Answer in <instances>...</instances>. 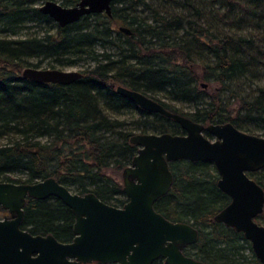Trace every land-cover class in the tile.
<instances>
[{
    "label": "trees",
    "instance_id": "trees-1",
    "mask_svg": "<svg viewBox=\"0 0 264 264\" xmlns=\"http://www.w3.org/2000/svg\"><path fill=\"white\" fill-rule=\"evenodd\" d=\"M41 1L0 0V180L52 176L73 192L122 206L121 172L137 152L130 136L182 132L172 118L120 95L119 84L195 121H229L264 135V83L248 91L237 85L264 70V0H210L218 6L213 25L200 0H116L111 16L88 14L64 26L39 10ZM146 10L149 16L139 15ZM43 65L80 66L83 76L69 84L21 78L23 68ZM170 100L196 107L184 113ZM169 167L173 183L154 208L198 230L185 252L205 264H261L242 232L213 218L230 200L217 186L213 162L178 159ZM249 175L264 189V167ZM256 220L264 225V208ZM72 224L59 199L27 198L21 227L30 233L64 241Z\"/></svg>",
    "mask_w": 264,
    "mask_h": 264
},
{
    "label": "water",
    "instance_id": "water-1",
    "mask_svg": "<svg viewBox=\"0 0 264 264\" xmlns=\"http://www.w3.org/2000/svg\"><path fill=\"white\" fill-rule=\"evenodd\" d=\"M115 1L78 0L64 6L45 0L38 8L64 26L88 14L111 16ZM119 30L131 32L127 26ZM82 76L75 69L28 66L21 71V78L36 83L69 84ZM116 91L144 110L172 118L182 133L130 136L137 152L121 172L126 197L122 206L106 203L93 192H73L52 176L32 183L0 180V208L8 213L0 216V264H152L158 258L163 264H205L183 252L197 242L198 230L189 222L171 221L154 208L173 183L169 162L178 159L213 162L217 186L230 198L213 218L242 232L264 264V225L256 220L264 208V189L249 176L264 167V135L242 131L229 121L204 125L120 84ZM47 197L59 199L73 213V237L68 242L21 227L26 199Z\"/></svg>",
    "mask_w": 264,
    "mask_h": 264
},
{
    "label": "rangeland",
    "instance_id": "rangeland-1",
    "mask_svg": "<svg viewBox=\"0 0 264 264\" xmlns=\"http://www.w3.org/2000/svg\"><path fill=\"white\" fill-rule=\"evenodd\" d=\"M45 1V0H43ZM43 1H41L40 3H38V5H40ZM57 2H62L61 0H55ZM150 1V0H147ZM153 2L155 4H158V2L156 0H153ZM199 2L202 3L203 6H205V14H207L208 12H210L211 17H214L212 20V25L213 24H217L216 22H218V19L215 16L216 12H213L214 9H217V3L214 1V5L213 7L209 6L208 4L210 3V0H200ZM143 7V5H139L138 8L139 10ZM140 16L146 17L149 16L150 13H148V11H144V12H140L139 13ZM209 16V14H208ZM219 25V24H218ZM259 31H262L261 29ZM251 32H253L251 30ZM264 34V30L263 33ZM198 59V57H197ZM207 59V56L205 55V60ZM43 67H45V65H43ZM63 69H75V70H80L82 69L80 66H68V67H64ZM257 71H253L252 73H250L245 79H242L237 85H239L241 82L243 83V86L245 87V89H247L248 91V87L253 86V82H257L260 81V83H264V70L262 68H256ZM204 88L207 86H203ZM168 103H170L173 107L177 108L179 111L184 112V113H192L196 107V105L190 104V103H186V102H181V101H177V100H170L168 101ZM252 133L254 134H258V135H262V132L259 130H252ZM119 175V174H118ZM120 176V175H119ZM122 182V179H120ZM3 214H6L5 212H1L0 211V215L3 216ZM192 249L189 248L188 252H191ZM245 253L249 256L250 252L248 249L245 250Z\"/></svg>",
    "mask_w": 264,
    "mask_h": 264
},
{
    "label": "flooded vegetation",
    "instance_id": "flooded-vegetation-1",
    "mask_svg": "<svg viewBox=\"0 0 264 264\" xmlns=\"http://www.w3.org/2000/svg\"><path fill=\"white\" fill-rule=\"evenodd\" d=\"M77 1L78 0H75L73 3H71V4H68V5H64V6H73V5H75L76 3H77ZM102 13H104V12H102ZM195 121V120H194ZM200 122V121H199ZM201 123H203L204 125H206V124H208V122H201ZM206 136H208V134L207 133H204ZM198 161V160H197ZM215 166V165H214ZM216 168V167H215ZM260 170V169H259ZM217 171V170H216ZM254 172V171H253ZM250 173V172H249ZM218 174V173H217ZM250 176V175H249ZM253 178V177H252ZM123 193V192H122ZM124 197H125V195H124ZM229 197V196H228ZM48 198V197H47ZM33 199V198H32ZM43 199H45V198H43ZM230 199V198H229ZM27 200V199H26ZM125 200H126V197H125ZM230 201V200H229ZM223 208V207H222ZM0 211L1 212H5L6 214H8L7 213V211H5V210H3V209H1L0 208ZM6 214H3V215H6ZM1 216V215H0ZM73 221H74V216H73ZM46 234H48V233H46ZM51 234V233H50ZM72 237H73V232H72V235L68 238V239H66V240H64L63 242H68V241H70L71 239H72ZM59 241H62V240H59ZM195 244V243H194ZM191 245H193V244H191ZM191 245H189V246H187V247H185L184 249H183V252H184V254H186V255H189V256H191V257H193V258H195L194 256H192L191 254H187L186 252H185V250L187 249V248H189ZM196 259V258H195ZM158 260H161L162 261V264H163V259L162 258H158V259H156L155 261H153V263L152 264H154L156 261H158ZM198 260V259H197ZM87 264H95V263H87ZM106 264H110V263H106Z\"/></svg>",
    "mask_w": 264,
    "mask_h": 264
}]
</instances>
